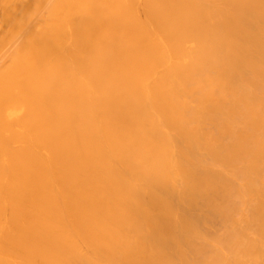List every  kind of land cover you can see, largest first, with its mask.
Wrapping results in <instances>:
<instances>
[{
  "label": "bare ground",
  "instance_id": "bare-ground-1",
  "mask_svg": "<svg viewBox=\"0 0 264 264\" xmlns=\"http://www.w3.org/2000/svg\"><path fill=\"white\" fill-rule=\"evenodd\" d=\"M0 264H264V0H0Z\"/></svg>",
  "mask_w": 264,
  "mask_h": 264
}]
</instances>
